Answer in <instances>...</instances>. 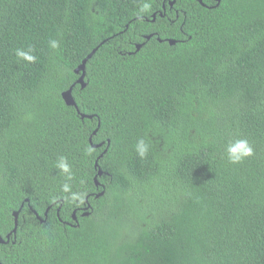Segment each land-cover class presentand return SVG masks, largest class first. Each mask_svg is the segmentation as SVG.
I'll use <instances>...</instances> for the list:
<instances>
[{
	"label": "trees",
	"instance_id": "1",
	"mask_svg": "<svg viewBox=\"0 0 264 264\" xmlns=\"http://www.w3.org/2000/svg\"><path fill=\"white\" fill-rule=\"evenodd\" d=\"M169 1L0 0V264H264V0Z\"/></svg>",
	"mask_w": 264,
	"mask_h": 264
},
{
	"label": "clouds",
	"instance_id": "2",
	"mask_svg": "<svg viewBox=\"0 0 264 264\" xmlns=\"http://www.w3.org/2000/svg\"><path fill=\"white\" fill-rule=\"evenodd\" d=\"M150 10L151 4L148 2H142L138 7L137 15L148 13ZM48 44L51 49H56L59 47V42L55 39L49 40ZM32 51L33 50L31 48L28 50L17 48L14 50V54L17 60H22L28 64H32L37 61V57L32 54ZM90 151L91 150L89 149V152ZM135 152L136 155L142 160L148 155L149 144L144 138H140L136 141ZM224 152L228 163L235 165L243 162L247 157L252 156L253 147L247 139L237 138L230 141L226 145ZM54 167L58 169L59 172L66 178V182L61 185V192L69 194L70 201L82 203L86 193L73 192L71 184L67 182L73 179L72 166L68 162L67 157L63 155L59 156Z\"/></svg>",
	"mask_w": 264,
	"mask_h": 264
},
{
	"label": "water",
	"instance_id": "3",
	"mask_svg": "<svg viewBox=\"0 0 264 264\" xmlns=\"http://www.w3.org/2000/svg\"><path fill=\"white\" fill-rule=\"evenodd\" d=\"M217 1V3H219V1L220 0H216ZM199 2H201V0H199ZM173 3H174V0H172V1H170L169 2V5L170 6H172L173 5ZM155 18V14H153V19ZM151 35H148V36H146V39H148L149 37H150ZM168 42L170 43V44H174L175 43V41L174 40H172V39H168ZM140 44H138V45H136V50H138L139 48H140ZM97 49V47L96 48H94L83 60H82V62H81V64H79V66L75 69V72L78 74V73H80V75H79V77L76 79V81L73 83V84H75V83H79L80 85H81V87H84V85H85V80H84V77H85V62L87 61V59L88 58H90L91 57V55L95 52V50ZM73 84L71 85V87H69L67 90H64L62 93H61V96H62V98H63V100H64V102L67 104V105H72V106H74L75 108H76V104H75V101H74V98H73V96H72V93H71V91H72V86H73ZM77 109V108H76ZM96 130H94L93 132H95ZM95 166H97V161L95 162ZM97 174L100 176L101 174H102V171H101V169L100 168H98V172H97ZM95 183L98 185V181H97V179L95 178ZM103 193V191H101L99 194L101 195ZM18 212H19V210H17V211H15L14 213H13V216H14V228H13V230L12 231H14L15 232V228H16V226H17V215H18ZM85 214V213H84ZM73 218H75V214L73 213ZM0 240H1V238H0Z\"/></svg>",
	"mask_w": 264,
	"mask_h": 264
},
{
	"label": "flooded vegetation",
	"instance_id": "4",
	"mask_svg": "<svg viewBox=\"0 0 264 264\" xmlns=\"http://www.w3.org/2000/svg\"><path fill=\"white\" fill-rule=\"evenodd\" d=\"M170 1H172V0H170ZM170 1H169V2H170ZM169 6H170V5H169ZM164 7H165V6L163 5V10H164ZM170 7H171V6H170Z\"/></svg>",
	"mask_w": 264,
	"mask_h": 264
},
{
	"label": "rangeland",
	"instance_id": "5",
	"mask_svg": "<svg viewBox=\"0 0 264 264\" xmlns=\"http://www.w3.org/2000/svg\"><path fill=\"white\" fill-rule=\"evenodd\" d=\"M14 213V212H13Z\"/></svg>",
	"mask_w": 264,
	"mask_h": 264
}]
</instances>
